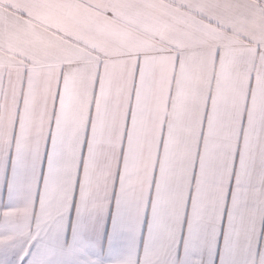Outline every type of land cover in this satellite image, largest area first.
<instances>
[{
  "label": "snow or ice",
  "instance_id": "snow-or-ice-1",
  "mask_svg": "<svg viewBox=\"0 0 264 264\" xmlns=\"http://www.w3.org/2000/svg\"><path fill=\"white\" fill-rule=\"evenodd\" d=\"M0 264H264V0H0Z\"/></svg>",
  "mask_w": 264,
  "mask_h": 264
}]
</instances>
